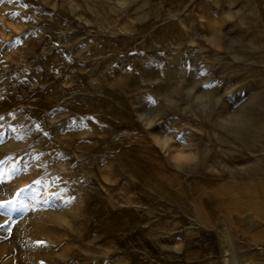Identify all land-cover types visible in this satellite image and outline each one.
I'll use <instances>...</instances> for the list:
<instances>
[{
  "label": "rangeland",
  "instance_id": "1",
  "mask_svg": "<svg viewBox=\"0 0 264 264\" xmlns=\"http://www.w3.org/2000/svg\"><path fill=\"white\" fill-rule=\"evenodd\" d=\"M0 203V264H29L4 248L36 208L59 218L35 264H222L219 215L264 260L255 0H0Z\"/></svg>",
  "mask_w": 264,
  "mask_h": 264
},
{
  "label": "bare ground",
  "instance_id": "2",
  "mask_svg": "<svg viewBox=\"0 0 264 264\" xmlns=\"http://www.w3.org/2000/svg\"><path fill=\"white\" fill-rule=\"evenodd\" d=\"M255 3L257 5V8L264 17V8L262 7L260 0H255ZM161 180H162L161 177L156 175H152V174L145 175L144 181L145 183L148 184L149 188L148 189L145 188L144 191L150 195L156 196V194L158 193L160 196H167L169 199L172 200L178 198L181 199L182 202L184 201L183 194H178V193H176V195L173 193L167 194V190H165V188L162 186ZM11 202L16 203V205H19L21 203H24V200H17L16 197H12ZM182 206H185V202L182 203ZM26 214H27V218L23 222V224H21L20 234L18 235L19 240L20 239L23 240V244L15 252H9L7 248H4V252L8 258H11L15 262L35 264L37 262L36 255L39 248V246L36 243L38 242L37 237L40 234L47 233L51 228L50 224L56 219H58L59 215L49 214L42 208H36L33 211H28ZM213 219L215 221V224H210L207 226L209 227L208 231H211V233L213 234L212 237L215 239V242H217L218 244L217 246L219 250L214 255L217 262H222V264H229L232 260L231 251H233L236 257L237 264H264V260L257 258L255 259L253 258L251 260L246 258L243 261L240 260V258L236 254L237 252H235L236 248H234L235 246L233 245L229 232L227 230L225 231L224 229L218 228L219 225H223L222 216L220 215L214 216ZM237 219L239 222H241V224L242 223L245 224L249 230L261 224L255 212L247 215V217L243 218L242 216ZM138 237L146 239L147 233L143 231ZM225 237H228L230 239L233 250L225 246V244L223 243ZM262 245H264V241L262 242Z\"/></svg>",
  "mask_w": 264,
  "mask_h": 264
},
{
  "label": "water",
  "instance_id": "3",
  "mask_svg": "<svg viewBox=\"0 0 264 264\" xmlns=\"http://www.w3.org/2000/svg\"><path fill=\"white\" fill-rule=\"evenodd\" d=\"M223 243L225 244V246H227L231 250H233L231 241H230V239L228 237L224 238ZM231 257H232V260H231V262L229 264H237L236 257H235V254H234L233 251H231Z\"/></svg>",
  "mask_w": 264,
  "mask_h": 264
},
{
  "label": "snow or ice",
  "instance_id": "4",
  "mask_svg": "<svg viewBox=\"0 0 264 264\" xmlns=\"http://www.w3.org/2000/svg\"><path fill=\"white\" fill-rule=\"evenodd\" d=\"M8 2H11V0H8ZM13 15H15V14H13ZM6 203L10 204L12 202L7 201ZM3 207H4V204L0 203V214H3V212H2ZM0 228H3V226H0ZM7 231L9 232V235H10V229H8ZM5 238H7V237H5ZM36 243H37V245H44L45 244L44 241H38Z\"/></svg>",
  "mask_w": 264,
  "mask_h": 264
}]
</instances>
